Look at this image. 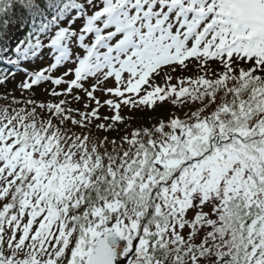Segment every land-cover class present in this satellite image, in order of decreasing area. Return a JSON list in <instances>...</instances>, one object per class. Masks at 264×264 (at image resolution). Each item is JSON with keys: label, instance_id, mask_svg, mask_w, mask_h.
Returning <instances> with one entry per match:
<instances>
[{"label": "snow or ice", "instance_id": "snow-or-ice-1", "mask_svg": "<svg viewBox=\"0 0 264 264\" xmlns=\"http://www.w3.org/2000/svg\"><path fill=\"white\" fill-rule=\"evenodd\" d=\"M17 76L53 99L0 107V264H264V0H0Z\"/></svg>", "mask_w": 264, "mask_h": 264}, {"label": "trees", "instance_id": "trees-1", "mask_svg": "<svg viewBox=\"0 0 264 264\" xmlns=\"http://www.w3.org/2000/svg\"><path fill=\"white\" fill-rule=\"evenodd\" d=\"M42 62H49V60L47 58H45L43 61H38L34 67L35 68H40V63ZM174 77H179V76H195V72L192 68H190L189 70L185 71V72H180L179 69H177V72L173 73ZM23 79L22 76H17L15 81H10L7 85L6 88L4 87H0V97H3L6 93L9 94L7 97V100L0 98V107H6L12 100V97L15 96V98L17 100H24L27 99L29 96H31L32 98H34L35 100H37L38 102H49L52 101V97H50L48 95V93L46 92H42V88L38 87L35 88L34 90L26 93V94H22L21 90L17 87V85L19 84V82ZM161 81L159 79H157V83H160ZM173 84L176 83V80L174 79L172 81ZM80 105V104H79ZM79 105H73L74 107H79ZM19 107H24L23 104L19 105ZM39 111V110H38ZM176 109L173 107V105H171L168 102H165L163 104L158 103L156 105V107L153 110H148V109H144V110H137L135 112H133L135 115H138L140 119V121H138L137 119V125L138 126H148V120H166L170 117V115L175 112ZM126 112L129 113V110L127 108H124L120 114L122 116H127ZM145 113L144 116H142ZM109 115V114H107ZM77 131H79L77 129ZM93 137L96 138L97 136H99L100 138H103L104 132H100L97 131L96 129L93 128V133H92ZM110 135V134H109Z\"/></svg>", "mask_w": 264, "mask_h": 264}, {"label": "rangeland", "instance_id": "rangeland-1", "mask_svg": "<svg viewBox=\"0 0 264 264\" xmlns=\"http://www.w3.org/2000/svg\"><path fill=\"white\" fill-rule=\"evenodd\" d=\"M106 86L107 87H114L115 86V84H114V81H112V80H110V81H108V82H106ZM96 95L97 96H99L100 98H101V100H103V99H105V98H107V97H105L103 94H101V93H99V92H97L96 93ZM79 107L80 108H83V101L80 103V105H79ZM103 109H105V110H103V112H101V115H107L106 113L108 112L109 114H111L110 113V111L107 109V107H104ZM126 114L127 115H134L135 117H136V119L134 120V121H132L131 122V128H129L128 129V131L130 132L132 129H134V128H137V127H147V128H151L153 125H155V124H157L159 121H161V120H148V126H138L137 125V119L139 118V116L138 115H135L134 113H128V112H126ZM145 115V113L142 115V116H144ZM46 118V117H45ZM168 119H166L165 121H167ZM138 121H140V119H138ZM100 132H102V131H100ZM110 134V135H109ZM125 134H127L125 131H124V129L123 128H121V130L119 131V132H110V133H104V135H103V137L105 136V135H107L108 137H109V139H113V138H115L116 140H117V143H119V138H120V136H122V135H125ZM94 138V137H93ZM102 139V138H101Z\"/></svg>", "mask_w": 264, "mask_h": 264}]
</instances>
